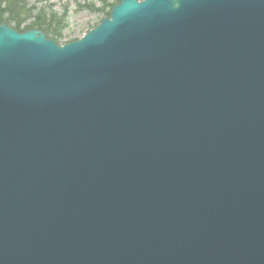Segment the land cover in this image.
Here are the masks:
<instances>
[{
	"label": "water",
	"instance_id": "1",
	"mask_svg": "<svg viewBox=\"0 0 264 264\" xmlns=\"http://www.w3.org/2000/svg\"><path fill=\"white\" fill-rule=\"evenodd\" d=\"M0 264H264V0L0 24Z\"/></svg>",
	"mask_w": 264,
	"mask_h": 264
},
{
	"label": "trees",
	"instance_id": "2",
	"mask_svg": "<svg viewBox=\"0 0 264 264\" xmlns=\"http://www.w3.org/2000/svg\"><path fill=\"white\" fill-rule=\"evenodd\" d=\"M101 7L95 11L104 12L105 17L109 14L111 7L120 0H98ZM29 6L28 0H0V24L6 23L8 27L22 32L29 29L41 30L47 38L60 44L63 39V31L66 29V16L57 14L41 8L37 10Z\"/></svg>",
	"mask_w": 264,
	"mask_h": 264
},
{
	"label": "rangeland",
	"instance_id": "3",
	"mask_svg": "<svg viewBox=\"0 0 264 264\" xmlns=\"http://www.w3.org/2000/svg\"><path fill=\"white\" fill-rule=\"evenodd\" d=\"M28 4L37 10L43 8L44 12L51 11L58 16H66L67 27L60 44L80 39L105 18L107 11H95L101 7L98 0H28Z\"/></svg>",
	"mask_w": 264,
	"mask_h": 264
}]
</instances>
